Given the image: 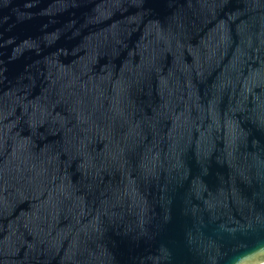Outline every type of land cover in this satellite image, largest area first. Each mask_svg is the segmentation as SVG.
Here are the masks:
<instances>
[{
  "label": "water",
  "instance_id": "water-1",
  "mask_svg": "<svg viewBox=\"0 0 264 264\" xmlns=\"http://www.w3.org/2000/svg\"><path fill=\"white\" fill-rule=\"evenodd\" d=\"M264 0H0V264H263Z\"/></svg>",
  "mask_w": 264,
  "mask_h": 264
},
{
  "label": "rangeland",
  "instance_id": "rangeland-1",
  "mask_svg": "<svg viewBox=\"0 0 264 264\" xmlns=\"http://www.w3.org/2000/svg\"><path fill=\"white\" fill-rule=\"evenodd\" d=\"M264 264V263H263Z\"/></svg>",
  "mask_w": 264,
  "mask_h": 264
}]
</instances>
